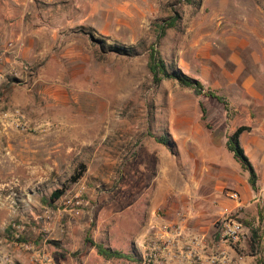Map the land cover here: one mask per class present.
Returning <instances> with one entry per match:
<instances>
[{
	"label": "rangeland",
	"instance_id": "obj_1",
	"mask_svg": "<svg viewBox=\"0 0 264 264\" xmlns=\"http://www.w3.org/2000/svg\"><path fill=\"white\" fill-rule=\"evenodd\" d=\"M6 2L0 0V240L12 223L23 237L27 230L42 231L48 206L43 199L50 202L57 190L64 193L51 202L56 207L78 197L90 201L82 216L93 224L106 204L125 198L123 187L131 180L140 181L136 192L145 200L170 196L177 202L182 186L197 180L200 171L208 178L213 172L205 154L208 139L212 147L221 143L240 167L225 142L246 127L240 141L259 174V190L250 188L246 207L232 202V187L196 191L194 203L216 194L220 201L210 212L208 235L194 234L208 255H225L230 264H264V100L249 99L252 81L245 79L254 69L248 51H261V45L247 31L248 0H95L93 23L71 34L79 42L78 55L62 58L42 81L28 61L13 56V18L6 8L16 5ZM177 14L178 25L159 38L158 26ZM110 46L133 48L135 54H118ZM153 46L171 72L226 96L232 117L223 104L205 93L196 96L177 80L154 83L148 67ZM257 83L264 92V80ZM201 102L210 128L202 121ZM160 137L169 145L159 143ZM78 173L83 176L74 183ZM190 212L186 217H195ZM232 214L243 222L247 239L217 241ZM246 221L261 235L253 252ZM111 246L124 248L118 242Z\"/></svg>",
	"mask_w": 264,
	"mask_h": 264
},
{
	"label": "crops",
	"instance_id": "obj_2",
	"mask_svg": "<svg viewBox=\"0 0 264 264\" xmlns=\"http://www.w3.org/2000/svg\"><path fill=\"white\" fill-rule=\"evenodd\" d=\"M9 1L7 5H10ZM11 1L16 6L7 7L6 12L13 18L9 23L15 38L13 56L28 61L38 72V80L42 81L44 74L52 72L62 58L78 55L79 42L72 39L71 34L75 28L93 23L95 0ZM248 8L252 15L247 17V31L261 45V51L256 47L248 51L254 69L248 71L245 78L252 81L247 92L249 99L264 100V92L256 87L258 80H264V0H248ZM235 56L238 62L240 57ZM11 62L8 59L7 63ZM247 105L250 109V102ZM208 144L205 154L213 172H209L208 178L205 172L200 171L197 180L182 186L183 195L177 202L170 200V196L157 201L145 200L136 192L140 181L131 180L123 187L125 198L106 204L95 224L88 217H74L63 207L46 204L48 206L43 207L45 211L42 214V223L46 224L42 231H26L24 237L28 243L19 244L8 233L0 240V264H143L146 238L163 222L179 225L189 234L207 236L210 212L220 198L217 194L210 195L209 199L204 196L203 201L194 203L192 195L196 191L220 192L225 187H232L233 192L240 196L238 201H232L236 207H246L251 199L248 175L240 174L241 165L239 167L224 153L221 143L212 147V140L208 139ZM208 183L210 187H207ZM161 208L162 215L158 214ZM189 211H195V217L187 218ZM89 231L98 244L112 248L115 242L120 243L124 248L112 249L129 255L130 260L106 259L95 248H85ZM48 240L58 241L62 249L54 248ZM73 253L77 254L74 256ZM155 264L183 263L162 259Z\"/></svg>",
	"mask_w": 264,
	"mask_h": 264
},
{
	"label": "trees",
	"instance_id": "obj_3",
	"mask_svg": "<svg viewBox=\"0 0 264 264\" xmlns=\"http://www.w3.org/2000/svg\"><path fill=\"white\" fill-rule=\"evenodd\" d=\"M180 20V16L177 14L175 16H172L168 20H166L163 24L158 26L159 29V38H162L165 36L167 30L171 28H175L178 25V22ZM110 49L118 54L133 56L135 54V50L133 48H127V47H121V46H110ZM149 71L152 75V79L154 83L160 84L164 80H177L178 83L182 87L190 88L194 91L196 96H201L204 93L207 97H210L212 99L217 100L219 103L224 105V108L227 112V116L229 118L233 115V107L231 105L230 100L224 96L218 94L216 91L208 89V91H205L204 86L202 83L196 79H193L187 75L182 74L181 72H171L166 64V62L163 60V58L160 56L159 51L155 46L151 47L150 49V56H149ZM201 108V118L202 121L206 124L208 128H210V125L208 123V109L206 108L205 104L201 102L200 104ZM247 130L246 127H241L237 129L232 135L227 137L225 146L229 150V152L232 153L235 160H237L243 171L248 173V182L252 188L253 191L259 190V174L254 167L253 163L249 159V157L246 155L244 148L241 145L240 138L242 134ZM157 141L164 145H169V142L166 138L160 137L157 139ZM83 176V173H78L75 175L72 179V181L75 183L77 182L81 177ZM63 191L57 190L55 191L52 196L50 197V202H48L46 199H43V202L45 204H50L51 202H55L59 200L62 195ZM259 216H261V211L258 212ZM231 218H238L239 217L236 214H232ZM248 226L250 227L252 231V237L247 240V243L249 247H251L252 252L254 251L255 246L260 243L261 241V235L258 231V229L254 228V225L250 222H247ZM12 225L13 223L7 228V233L10 238H12L15 242L19 244H26L28 243V239L26 237L20 236L18 238H15L12 236ZM224 223L221 224V228L217 231L215 235V239L217 241L225 240L223 237V227ZM244 226V225H243ZM243 231L239 237L238 243L243 240L247 239L246 235H243ZM51 245L62 248L61 244L58 241L55 240H49L48 241ZM85 245L90 246L92 248H95L98 253L102 256H104L106 259H126L130 260V256L119 251V250H113L110 247H106L104 244H98L96 243L91 235V231L87 233V236L85 238ZM77 253H73L75 256Z\"/></svg>",
	"mask_w": 264,
	"mask_h": 264
},
{
	"label": "built area",
	"instance_id": "obj_4",
	"mask_svg": "<svg viewBox=\"0 0 264 264\" xmlns=\"http://www.w3.org/2000/svg\"><path fill=\"white\" fill-rule=\"evenodd\" d=\"M18 126V125H17ZM229 197L238 201V192H230ZM65 209L73 216L80 217L85 208L90 206V201L85 199H68L64 203ZM161 215V214H160ZM223 237L225 242H236L243 231V222L238 218H230L224 221ZM12 236L20 237V226L12 225ZM143 264H155L164 259L183 264H230L225 255H205V243L196 234H189L181 226L163 222L146 238ZM200 252L202 254H200Z\"/></svg>",
	"mask_w": 264,
	"mask_h": 264
}]
</instances>
